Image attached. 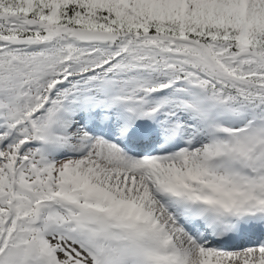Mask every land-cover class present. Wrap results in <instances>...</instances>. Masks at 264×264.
I'll list each match as a JSON object with an SVG mask.
<instances>
[{"label": "snow or ice", "instance_id": "snow-or-ice-1", "mask_svg": "<svg viewBox=\"0 0 264 264\" xmlns=\"http://www.w3.org/2000/svg\"><path fill=\"white\" fill-rule=\"evenodd\" d=\"M0 264H264V0H0Z\"/></svg>", "mask_w": 264, "mask_h": 264}]
</instances>
